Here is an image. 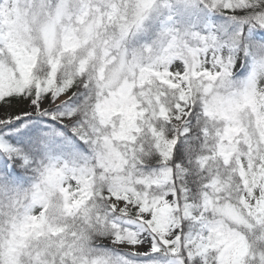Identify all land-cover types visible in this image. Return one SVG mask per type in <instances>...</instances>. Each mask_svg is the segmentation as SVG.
<instances>
[{"label": "snow or ice", "instance_id": "1", "mask_svg": "<svg viewBox=\"0 0 264 264\" xmlns=\"http://www.w3.org/2000/svg\"><path fill=\"white\" fill-rule=\"evenodd\" d=\"M0 264H264V0H0Z\"/></svg>", "mask_w": 264, "mask_h": 264}]
</instances>
